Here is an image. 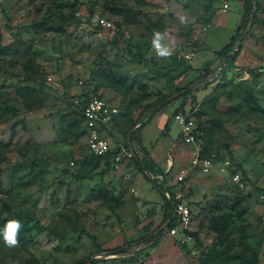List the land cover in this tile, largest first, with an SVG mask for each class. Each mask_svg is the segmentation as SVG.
<instances>
[{
  "label": "rangeland",
  "instance_id": "374dc122",
  "mask_svg": "<svg viewBox=\"0 0 264 264\" xmlns=\"http://www.w3.org/2000/svg\"><path fill=\"white\" fill-rule=\"evenodd\" d=\"M246 1L0 0V264H264V0L239 41ZM155 32L170 56L156 55ZM188 83L195 103L150 118ZM83 94L117 111L105 156L88 150ZM180 112L200 124L209 171L170 188L191 208L188 229L147 240L169 206L134 154L189 168ZM13 220L18 245L7 247Z\"/></svg>",
  "mask_w": 264,
  "mask_h": 264
},
{
  "label": "built area",
  "instance_id": "2783aa9c",
  "mask_svg": "<svg viewBox=\"0 0 264 264\" xmlns=\"http://www.w3.org/2000/svg\"><path fill=\"white\" fill-rule=\"evenodd\" d=\"M228 8V4H224V11ZM101 24L110 25L105 19L100 20ZM264 62V57H263ZM224 64V63H223ZM222 66H218L215 69L211 79L218 78L223 71ZM212 79V80H213ZM116 109L110 108L106 102L98 96L92 97L82 107V114L84 123L87 127V147L91 154L95 156H104L109 150L111 145L107 137L106 131L103 128L107 122L111 120L113 115L116 113ZM176 118L181 124V138L183 143L187 144L191 148L190 164L189 168H181L179 172L174 173L173 186L180 184L185 181L190 171L194 168L202 172L209 171L210 161L205 158L202 154V140L200 138L201 132L198 128V122L195 117H192L189 112L177 113ZM167 171L173 167V159L168 157L166 160ZM146 174L150 175L151 179L156 181V184L163 187V194L166 198H170V188L167 189V181L162 175L153 174L150 170H144ZM155 175V176H154ZM172 218H175V225L168 228L169 235H174L179 231H185L188 229L189 223L191 222V208L190 206L182 201L172 202Z\"/></svg>",
  "mask_w": 264,
  "mask_h": 264
},
{
  "label": "trees",
  "instance_id": "16d2710c",
  "mask_svg": "<svg viewBox=\"0 0 264 264\" xmlns=\"http://www.w3.org/2000/svg\"><path fill=\"white\" fill-rule=\"evenodd\" d=\"M247 2V5H246V7H245V12H244V14H243V20H245V22H244V25H243V28H242V31L240 32V34H239V36H241L242 34H243V32H244V30H245V28H246V26H247V23H248V20H249V17H250V15H251V11H252V7H253V5H252V0H247L246 1ZM254 19H255V14H254V16H253V21H252V23H251V27L253 26V23H254ZM245 36L246 35H244V37L242 38V40H244V38H245ZM241 40V41H242ZM229 50L228 49H225V51H224V56H226V54H227V52H228ZM234 55L235 54H232V55H229V56H227V58L225 59V62H224V64H223V67H222V69L224 70L225 69V63H226V61L227 60H229V59H231V58H233L234 57ZM155 65H157V64H155ZM167 73V72H166ZM207 80V78L205 77V76H198L197 78H196V81L197 82H204V81H206ZM185 89H188V91H186V92H184L182 95H180L179 97H177V98H175V99H173V100H171L170 102H168V103H165V102H163L160 106H159V108H157V109H155V110H153V112L151 113V115H150V118H152L153 116H155L160 110H162V109H164V108H166L168 105H170L173 101H175V100H177V99H179V98H183V97H186V96H190L191 98H192V101L195 103V95H194V90L191 88L192 87V83H188V84H186L185 86ZM177 92L179 91V90H176ZM92 97H94V96H92ZM92 97H87L85 94H83V95H79V99H77L76 101H75V104H76V106L78 107V112H79V116H80V118L83 120V122H84V118H83V114H82V107L85 105V103L88 101V100H90ZM99 97V96H98ZM167 99V97H165V98H163V100H166ZM150 107H152V106H150ZM149 121L147 120L146 122H144V123H142V124H140L139 125V128L135 131V132H133L131 135L132 136H134L136 133H137V131L138 130H140L141 128H143L147 123H148ZM135 125H136V123L133 125V127H135ZM104 128V127H103ZM198 128H199V130H200V132H201V135H200V138H201V140H202V146H203V148H202V153L204 154V152H205V150H206V147H205V144H204V140L202 139L203 138V135H202V130H201V127H200V124L198 123ZM105 130V129H104ZM106 131V130H105ZM144 149V151L146 152V150H145V148H142V150ZM225 149H226V151H227V153H228V157H229V159L231 160V162L232 163H235V160H234V158H233V155H232V153H231V151L227 148V147H225ZM111 151H113L112 149L111 150H109L105 155H107L108 153H110ZM104 155V156H105ZM97 157H101V156H97ZM134 158H135V162H136V164H137V166L139 167V168H142L143 170H149L150 168H151V166L153 165V164H151V166L150 167H147V166H144V164L142 165L141 163H140V160H141V158H139L138 159V156L136 155V154H134ZM236 164V163H235ZM237 165V164H236ZM146 174V173H145ZM146 176L151 180V182H152V184H153V186L155 187V188H157L161 193H162V198H163V200L165 201V203L169 206V209H168V212H167V214H166V220H168V224L166 225V227L165 228H171V227H173L174 225H175V218L173 217H171L172 216V202H174V200H172L171 199V196L172 195H170V198L168 199V198H166L165 196H164V194H163V187L161 186V185H158V184H156V181L154 180V179H151L150 178V175L149 174H146ZM253 185V184H252ZM253 187H255L256 188V186H254L253 185ZM167 189H169V187H166ZM256 189H259V188H256ZM260 190V189H259ZM164 221V220H163ZM159 226H157V228H158ZM162 231H159L156 235H153L152 233L151 234H148V235H146V236H144V238L145 239H152V238H155L158 234H160ZM93 263H95V260L93 259L91 262H90V264H93ZM76 264H85L84 263V261H81V260H78L77 262H76Z\"/></svg>",
  "mask_w": 264,
  "mask_h": 264
},
{
  "label": "clouds",
  "instance_id": "9594fccd",
  "mask_svg": "<svg viewBox=\"0 0 264 264\" xmlns=\"http://www.w3.org/2000/svg\"><path fill=\"white\" fill-rule=\"evenodd\" d=\"M181 23H187L186 17H180ZM163 37L161 33L155 32L153 34L152 47L155 50V53L159 57H168L172 53V49L167 45L162 43ZM20 228L19 221H9L6 227L2 230V238L5 246L14 247L18 245L17 234Z\"/></svg>",
  "mask_w": 264,
  "mask_h": 264
},
{
  "label": "crops",
  "instance_id": "0c3cea01",
  "mask_svg": "<svg viewBox=\"0 0 264 264\" xmlns=\"http://www.w3.org/2000/svg\"><path fill=\"white\" fill-rule=\"evenodd\" d=\"M242 9V8H240ZM242 15V12L241 14ZM162 120V119H161ZM162 124H163V120H162ZM163 126V125H162ZM143 139V137H142ZM183 141V140H182ZM142 145L149 151L150 155H151V151H152V148L146 146V144L144 145L143 142H142ZM152 157V156H151ZM168 157H171L173 159V167L170 169V171L168 173H165L167 171V166H166V160ZM156 164H153L151 166V168L149 169L150 172H153V174H156V175H162L164 177V179L167 181L166 185H168L169 188H172L173 187V180H174V173H172V170L174 168V165H175V160L173 158L172 155L168 154L164 160V162L162 163V165L160 164H157V161H155ZM164 166V167H163ZM182 167H180L179 169H177V171L179 172V170L181 169ZM176 171V172H177ZM168 175V176H166ZM155 176V175H154ZM172 191V190H171Z\"/></svg>",
  "mask_w": 264,
  "mask_h": 264
},
{
  "label": "water",
  "instance_id": "95a60500",
  "mask_svg": "<svg viewBox=\"0 0 264 264\" xmlns=\"http://www.w3.org/2000/svg\"><path fill=\"white\" fill-rule=\"evenodd\" d=\"M254 4H255V1H254ZM254 4H253V5H254ZM252 20H253V14L250 15L249 20H248V23H247V26H246V28H245L243 34L240 36L239 41L242 40V38L244 37V35L247 34V31L249 30V28H250V26H251ZM223 63H224V60H222L221 62H219V66H222ZM212 79H213V78H212ZM212 79H211V80H212ZM181 94H182V92H176V93L172 94L171 96L167 97V99L165 100V103H168V102H170L171 100H173L174 98L179 97ZM139 125H140V124H139ZM139 125H136L131 131H133L134 129H136L137 127H139ZM131 154H133L132 151H131ZM167 224H168V220H167L166 222L162 223L158 228H156V229L152 232V234H154V233L158 232L159 230L165 228ZM89 263H90V262H88L87 264H89Z\"/></svg>",
  "mask_w": 264,
  "mask_h": 264
}]
</instances>
